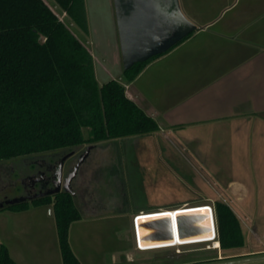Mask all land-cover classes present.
Segmentation results:
<instances>
[{
	"label": "rangeland",
	"instance_id": "374dc122",
	"mask_svg": "<svg viewBox=\"0 0 264 264\" xmlns=\"http://www.w3.org/2000/svg\"><path fill=\"white\" fill-rule=\"evenodd\" d=\"M45 1L89 47L82 29L53 0ZM105 1L93 3L94 12L102 11V17L108 9ZM88 131L85 129L86 136ZM178 134L159 130L97 144L91 150L72 183L82 219L71 225L70 243L82 264H215L264 256V148L209 146L207 139L193 145L191 131ZM88 146L83 145L70 157L63 180ZM31 160L0 162V202L30 193L24 191L21 181L30 183ZM41 160L44 158L34 162ZM242 179L260 193L245 195L226 187L229 180ZM32 200L26 201L31 208ZM217 201L230 204L238 215L243 248L223 250L215 248L213 241L145 250L137 246L136 215L203 204L215 213ZM9 206L0 210V224L13 226L12 217H3L11 211ZM35 209L38 213L30 221L34 242L60 250L52 205ZM245 264H264V260Z\"/></svg>",
	"mask_w": 264,
	"mask_h": 264
},
{
	"label": "trees",
	"instance_id": "16d2710c",
	"mask_svg": "<svg viewBox=\"0 0 264 264\" xmlns=\"http://www.w3.org/2000/svg\"><path fill=\"white\" fill-rule=\"evenodd\" d=\"M53 1L87 32L85 0ZM162 54L124 69V79L132 82ZM159 130L127 96L122 81H98L92 52L45 0H0V162L32 159L35 167L34 161L44 158L52 165L85 144ZM32 201L33 207H53L63 264H82L70 243L71 225L82 219L74 194L62 190ZM28 204L8 206L24 211ZM215 219L223 250L245 246L240 219L228 203L216 202ZM0 264H19L1 241Z\"/></svg>",
	"mask_w": 264,
	"mask_h": 264
},
{
	"label": "crops",
	"instance_id": "0c3cea01",
	"mask_svg": "<svg viewBox=\"0 0 264 264\" xmlns=\"http://www.w3.org/2000/svg\"><path fill=\"white\" fill-rule=\"evenodd\" d=\"M94 1L103 0H85L88 31L81 32L101 84L119 79L161 131H191L193 145L207 139L209 146L264 148V0H178L197 29L130 83L123 76L115 0L105 1L106 20L102 11L94 12ZM171 24L177 29L176 21ZM226 187L245 195L259 192L244 179L229 180ZM38 207L3 216L14 225L1 222L0 241L19 264H63L59 249L34 242L30 221Z\"/></svg>",
	"mask_w": 264,
	"mask_h": 264
},
{
	"label": "water",
	"instance_id": "95a60500",
	"mask_svg": "<svg viewBox=\"0 0 264 264\" xmlns=\"http://www.w3.org/2000/svg\"><path fill=\"white\" fill-rule=\"evenodd\" d=\"M115 5L124 69L168 51L197 29V25L181 11L178 0H115ZM175 21L178 23L177 29L171 24ZM93 148L94 146L90 145L82 153L75 169L66 178L64 186V162L76 151L62 157L54 188L2 201L0 209L62 190L73 193L72 182ZM212 209L209 205H201L137 215L134 219L136 244L139 249L145 250L147 247L172 246L178 241L182 244L211 241L217 237L215 213ZM259 260H264V256L215 264H245Z\"/></svg>",
	"mask_w": 264,
	"mask_h": 264
},
{
	"label": "flooded vegetation",
	"instance_id": "af4514ba",
	"mask_svg": "<svg viewBox=\"0 0 264 264\" xmlns=\"http://www.w3.org/2000/svg\"><path fill=\"white\" fill-rule=\"evenodd\" d=\"M78 153L75 152L74 155L71 156V158H73L74 156H76ZM82 155V154H81ZM80 155V156H81ZM80 156L78 158V161L80 159ZM70 157L64 162V166H63V173H64V169L65 166L67 164V162L71 159ZM62 159V158H61ZM57 161V164H50L48 163L46 160H42L41 162H37L36 161V165L35 167H29L28 169H30L29 171V179H30V183H27L25 181H21L23 183V189L24 191H28L30 193L26 194H33V193H37L40 192L42 190H46V189H51L54 188V182L56 181V174L58 173V166L60 164V161ZM78 161L76 163V165L78 164ZM76 165L74 166V168L72 169V171L75 169ZM81 167V166H80ZM80 170V169H79ZM70 171L68 173V175L72 172ZM79 172V171H78ZM50 173V174H49ZM67 175V177H68ZM78 175V174H77ZM66 177V178H67ZM66 178L62 181V186H64L65 180ZM76 178V177H75ZM75 180V179H74ZM73 180V181H74ZM73 183V182H72ZM73 189V188H72Z\"/></svg>",
	"mask_w": 264,
	"mask_h": 264
},
{
	"label": "bare ground",
	"instance_id": "6f19581e",
	"mask_svg": "<svg viewBox=\"0 0 264 264\" xmlns=\"http://www.w3.org/2000/svg\"><path fill=\"white\" fill-rule=\"evenodd\" d=\"M203 205H206V204H203ZM197 206H201V205H197ZM191 207H195V206H191ZM183 208H187V207H183ZM168 209H165V210H160V211H156V212H163V211H167ZM175 209H172L171 211H174ZM213 210V209H212ZM214 211V210H213ZM148 213H155V212H143V213H140L139 215H143V214H148ZM137 216V215H136ZM135 224V223H134ZM134 228H135V225H134ZM135 239H136V233H135ZM211 241H213V245L215 248H218L220 247V242L216 239V237L214 239H212ZM182 244L181 242H176V243H173L172 245H180ZM148 248H153V247H147Z\"/></svg>",
	"mask_w": 264,
	"mask_h": 264
}]
</instances>
